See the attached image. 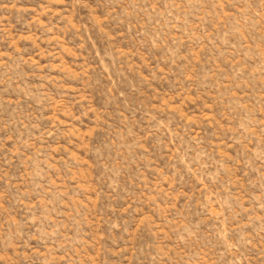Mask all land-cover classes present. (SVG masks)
<instances>
[{"label":"rangeland","instance_id":"obj_1","mask_svg":"<svg viewBox=\"0 0 264 264\" xmlns=\"http://www.w3.org/2000/svg\"><path fill=\"white\" fill-rule=\"evenodd\" d=\"M0 264H264V0H0Z\"/></svg>","mask_w":264,"mask_h":264}]
</instances>
